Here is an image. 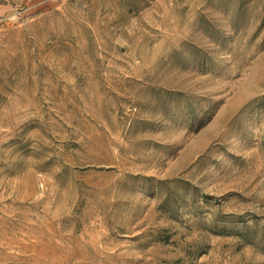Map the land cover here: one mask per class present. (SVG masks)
<instances>
[{
	"label": "rangeland",
	"instance_id": "obj_1",
	"mask_svg": "<svg viewBox=\"0 0 264 264\" xmlns=\"http://www.w3.org/2000/svg\"><path fill=\"white\" fill-rule=\"evenodd\" d=\"M0 264H264V0H0Z\"/></svg>",
	"mask_w": 264,
	"mask_h": 264
}]
</instances>
